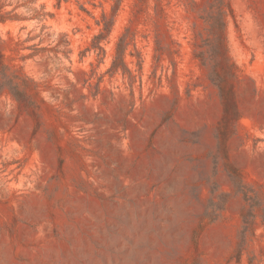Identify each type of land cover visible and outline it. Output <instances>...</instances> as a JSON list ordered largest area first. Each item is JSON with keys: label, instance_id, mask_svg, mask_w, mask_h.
Masks as SVG:
<instances>
[{"label": "rangeland", "instance_id": "rangeland-1", "mask_svg": "<svg viewBox=\"0 0 264 264\" xmlns=\"http://www.w3.org/2000/svg\"><path fill=\"white\" fill-rule=\"evenodd\" d=\"M134 1L106 30L113 0H0V54L44 100L36 125L0 92V264H264V0H229L225 153L193 15L149 0L137 18Z\"/></svg>", "mask_w": 264, "mask_h": 264}, {"label": "trees", "instance_id": "trees-1", "mask_svg": "<svg viewBox=\"0 0 264 264\" xmlns=\"http://www.w3.org/2000/svg\"><path fill=\"white\" fill-rule=\"evenodd\" d=\"M122 1L113 0L110 13L112 17L109 18L106 12H102L101 21L106 30L110 28L113 17L121 6ZM154 1L153 9L155 12L161 10L160 0ZM148 2L149 0H136L133 2V5L136 7L134 12L135 17L138 18L141 14L145 13L148 8ZM2 6L3 4L0 3V21L4 22L7 18L1 12ZM184 6L186 11L194 17L190 38L192 56L209 70V78L218 89L222 113L217 125L216 137L219 148L225 153V142L233 134L234 125L239 119V110L234 90L236 68L228 54L226 37L227 21L228 17L233 18V9L229 0H184ZM147 15H149L148 12ZM103 37L102 34L95 37L98 41L94 47L98 49V55L104 51L99 45ZM126 45L125 36H122L115 47V56H117V59L120 60L124 68L123 56L125 55ZM117 65L114 61L112 69L116 70ZM2 91H7L11 94L17 103L19 112L28 114L35 121L36 125L40 124L39 109L44 100L38 95V84L19 70L9 67L4 62L3 55L0 54V92ZM229 167L233 171L231 177L233 183L236 185L237 192H241L245 196L243 187L240 186V172L235 168H231V166ZM225 201L223 200V203ZM255 206L256 204H251L250 209H248L250 219L247 217V214L246 216L243 214V220L246 224L244 230L250 228L254 223ZM220 208L222 209L223 207Z\"/></svg>", "mask_w": 264, "mask_h": 264}]
</instances>
